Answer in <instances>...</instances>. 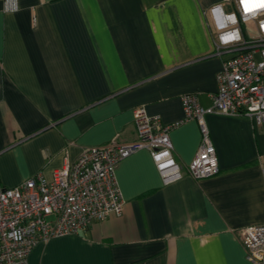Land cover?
I'll return each instance as SVG.
<instances>
[{"label": "crops", "instance_id": "1", "mask_svg": "<svg viewBox=\"0 0 264 264\" xmlns=\"http://www.w3.org/2000/svg\"><path fill=\"white\" fill-rule=\"evenodd\" d=\"M222 0H17L0 3V190L49 178L79 153L135 139L141 109L167 125L180 97L207 108L220 59L204 14ZM218 172L163 185L144 150L119 161L122 212L37 244L27 264H248L240 231L264 225V124L205 115ZM177 164L195 121L168 133Z\"/></svg>", "mask_w": 264, "mask_h": 264}, {"label": "built area", "instance_id": "2", "mask_svg": "<svg viewBox=\"0 0 264 264\" xmlns=\"http://www.w3.org/2000/svg\"><path fill=\"white\" fill-rule=\"evenodd\" d=\"M0 3L2 12L17 10V0ZM204 14L212 29L213 55L220 59L210 106L201 108L193 95H183V119L167 125L138 109L133 114V141L119 143L114 138L86 148L47 179L36 173L1 189L0 264H27L37 244L76 235L110 215L120 216L123 203L114 168L137 151L148 153L163 185L179 180L182 168L192 180L205 179L218 172L205 115L245 117L264 124V0H222ZM187 121L196 122L199 143L191 161L180 166L168 133ZM262 182L264 187V175ZM240 245L248 264H264V225L243 228Z\"/></svg>", "mask_w": 264, "mask_h": 264}]
</instances>
